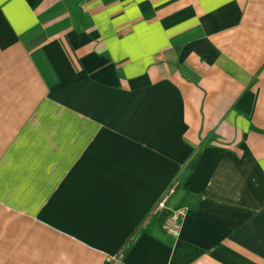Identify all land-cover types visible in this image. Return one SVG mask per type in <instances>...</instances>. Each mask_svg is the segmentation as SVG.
I'll return each mask as SVG.
<instances>
[{
  "label": "crops",
  "instance_id": "1",
  "mask_svg": "<svg viewBox=\"0 0 264 264\" xmlns=\"http://www.w3.org/2000/svg\"><path fill=\"white\" fill-rule=\"evenodd\" d=\"M0 264H264V0H0Z\"/></svg>",
  "mask_w": 264,
  "mask_h": 264
},
{
  "label": "built area",
  "instance_id": "2",
  "mask_svg": "<svg viewBox=\"0 0 264 264\" xmlns=\"http://www.w3.org/2000/svg\"><path fill=\"white\" fill-rule=\"evenodd\" d=\"M174 191V186L170 187L168 192L164 195L163 200L159 203V206H163L165 199L172 194ZM185 216V210L184 209H175L173 210L170 215L165 218L163 222V228L164 230L169 233L172 236H178L181 226H182V220Z\"/></svg>",
  "mask_w": 264,
  "mask_h": 264
}]
</instances>
